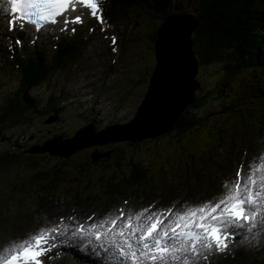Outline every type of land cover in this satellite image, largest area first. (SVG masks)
Masks as SVG:
<instances>
[{
  "label": "snow or ice",
  "instance_id": "6c2138e0",
  "mask_svg": "<svg viewBox=\"0 0 264 264\" xmlns=\"http://www.w3.org/2000/svg\"><path fill=\"white\" fill-rule=\"evenodd\" d=\"M76 2L77 0H7L11 13L19 14L16 20L31 23L37 30L44 24L57 23L56 18L63 16L69 7L75 11ZM78 2L89 8L93 16H97L99 0H78ZM75 20L82 22L80 16ZM68 22L65 20L66 24ZM9 23L13 24V21ZM20 27L23 28L24 24H20ZM113 43H115L114 37ZM257 174H264V157L261 158L260 163L249 167L246 176L238 170L236 178L225 183L224 191L218 200L188 206L181 211L167 209L153 212L144 209L135 214V220L140 223L133 225V217L128 216L118 234L123 237L125 230L130 229L128 235L136 238L135 234L140 233L137 238V251H132L131 255L146 257L154 262L164 261L170 251L190 252L195 256L205 251L208 254L212 251L224 252L228 248L227 241L232 229H243L247 225L248 231H252L258 227V201L264 200V175H261L258 181L255 178ZM258 183L259 189H256ZM145 213L148 214L145 216ZM123 216L124 213L121 212V217ZM107 222L92 224L88 228L81 224L72 235L94 236L96 241H101L108 235V231L112 230H100ZM110 223L114 227L117 219H112ZM259 223L264 224V220ZM55 231V228L41 229L18 242H12L10 247L0 248V264H43L41 257L50 251L45 247L49 241V232ZM167 241H174L175 244L169 245ZM139 245H142L145 251H139ZM149 253L152 255L149 256Z\"/></svg>",
  "mask_w": 264,
  "mask_h": 264
},
{
  "label": "rangeland",
  "instance_id": "374dc122",
  "mask_svg": "<svg viewBox=\"0 0 264 264\" xmlns=\"http://www.w3.org/2000/svg\"><path fill=\"white\" fill-rule=\"evenodd\" d=\"M253 1H256V0H253ZM173 2L184 3L185 8L187 9L188 6H193L197 1L196 0H172V4H173ZM251 2H252V0L250 1V4H251ZM200 4L201 3H199V9L198 10L195 9L194 10L195 12H191V14L194 16L191 19H189L190 21L188 20L189 24L191 26H195V24H198V22L201 20L203 14H204L203 13V7H201ZM245 6H246V11L244 14H242L243 17L241 16V20L243 21L245 28H246L245 38H246V40H250L252 37L250 30L252 29V21L253 20L249 21L250 18L248 17V13L251 12V9H250V7H248L247 3L245 4ZM172 8L174 9L175 6ZM162 10L165 12L166 8H164ZM175 10H182V9L177 8ZM168 12H169V9H167V11L165 13H168ZM187 13L189 14L190 12H187ZM175 18L179 19V21L177 23H175L174 17H171V16H167V17L164 16L163 17L164 21L171 19V27L174 28L173 30H171L172 32H169L168 36H170V38L168 39V41L166 40L168 37L165 38V42H167V45H165L164 48H162L160 43L157 45L158 37H156L155 41H152V40H151V42H150V40L145 41L144 49H143V51H140L138 53V57L136 55H134L132 52L129 53L128 55H125V56L122 55L119 57L123 61L125 68L130 69V73H131L130 78H131L132 84L136 81V76H138L139 73H141L142 71H144L147 75L145 76L144 82L141 84V87L138 90H135V91L132 90L131 91L134 94V97L132 98V100L126 99L128 94L124 95L122 100H120V104H118V106L115 108L109 102L104 104V106L99 105V104H97L96 106L94 104H89V105H86L87 111L80 114V113H78V111L77 112L71 111L69 108H67L65 106L64 102L59 101L57 103H54V113H51L53 111V109H52L50 112H46V114L42 115L43 112H42L41 108L36 107L37 103H34V105L33 104L26 105V104H28L27 99H29V100L31 99L29 97L30 89L27 86L23 87L22 91L19 94L11 96V98L8 99V96L6 93L8 92L7 90H11V87H8L6 89H2L6 85L3 84L5 81L4 78L3 79L1 78L0 79V90H3V92H0V106L9 105L11 108L17 107L18 108L17 111H23L22 113H28L29 111H34V113H31V115L34 114V115H32L31 119L34 120V123H36V125H38V129L33 133H31V130H21L19 132H16V136L9 133L10 140L15 142V143H18L20 145H25L26 148H28V150H29L30 146L32 147V143H34L32 148H38L40 145V143H38V142H40L43 139H44V142L49 141V140H56L58 138H60L61 140H72L76 137L75 131L78 129V127L80 125V123L77 124V122H81V120L87 121L86 117H81V116L82 115H86V116L91 115L90 111L92 109L93 110L95 109V113L111 112L110 115L107 116V117H109V120H110L109 122L121 124V126L116 128V129H117V131H122V129H124L128 123L132 122V120L135 117V114L137 113V110L140 108L141 105H142L141 107H143L144 103L147 101V100H145L147 97H150L152 95H157L159 97V98H157V101L150 100V103H152L154 106H156L155 104L160 103V101H161L160 99H163L162 101L169 102V96L168 95L166 97L165 95L159 94L156 92V87L158 88V86H156L155 83L151 84V82H150V71H148L149 66L147 64H145L143 62V60H141L140 58H142V56H144V58H147V56L152 51L151 44L153 43L155 45L156 56H157V49H159V50H162V53L164 51L163 58L166 57V53H167V60L168 61H171L172 59L173 60L176 59L175 58L176 53L182 52V51L181 50L172 51L171 49L173 48L175 42L178 41L179 38L181 37L179 32L176 30V26L185 17H182V19H180V17H175ZM233 18L238 20V15L236 14ZM151 21L154 22V23L151 22V23H153V26L151 28L152 32H153L155 30V25L157 24V19L152 18ZM158 22L160 23V20ZM254 23L258 24L257 19H255ZM230 24H232V23H230ZM222 30H224V29H222ZM232 30H234V29L233 28L225 29V33L228 32L229 37H230V35L234 34V32ZM146 31H147V28H145V26H142V41H141L140 46H139L140 49L142 48V44L144 41V36H145ZM189 31L191 32L192 30H189ZM79 34H82L83 36L85 35V38H86V34L84 31L80 32ZM173 35H174V37H173ZM43 37H47V36H43ZM51 37L53 38L54 35ZM172 37H173V41H172V43H170ZM136 40H138V39H136ZM0 42L2 43V46H9V43L6 40L5 41L2 40ZM149 42H150V44H149ZM5 43H7V44H5ZM24 43L26 44L27 42L24 41ZM193 43H194V40L191 43V48H190L191 52H194V48H193L194 44ZM246 43H247V41H246ZM145 45H147V46H145ZM149 45H150V47H149ZM231 45H229V47ZM12 46H14V45L12 44ZM223 47H226V46H223ZM31 51L32 50H30L29 53H31ZM85 52H87V51H85ZM85 52L83 51L82 53H85ZM189 56H190V53H189ZM214 57L215 56H211V58H212L211 60L197 61L193 64L192 74L194 72H195V74H194V76L191 75L192 76L190 78L191 85L194 84V82H198L200 84V88L198 91L196 90V85H194L191 88L190 93L186 98L188 105L190 104V102H192V98H194L195 96L201 95L203 93L202 91H207L209 94H211L213 92L212 85L214 84V82H218L219 80H223V78L217 79V80L214 79L213 75H214L216 65H209V67L207 66L209 62L219 60L218 57H216V58H214ZM79 59H80V57L78 58V60ZM78 60H75V62ZM29 61H33V57H31V59L29 58ZM161 62H163V61H161ZM166 62L167 61H165L164 63H166ZM157 63H158V60H157ZM198 65H201V66H198ZM75 66H77V65H75ZM34 69L36 71H38L39 69L45 71L44 70L45 68L42 66H39V64L34 65ZM73 75H75V72L73 73ZM53 77H54L53 75L48 74L49 79H52ZM10 79L14 83V80L11 77H10ZM16 79H18V78H15V80ZM1 80H2V82H1ZM23 80H24V78H21V82ZM162 85H163V83H162ZM163 86H165V85H163ZM150 87H151V90L153 89V92L151 93V95L148 94L150 91ZM146 88H148V89H147L146 95L144 96ZM70 89H76V90L80 91V88L77 86L70 87L69 90ZM139 91H141V94H142L141 96H139V95L137 96V93ZM248 93H249V91H248ZM123 94H125V93H123ZM169 94L171 96V100H175V97L172 95V93H169ZM249 94H251V93H249ZM85 96H82V101H84L87 98V94ZM115 97H117V95ZM4 99H7V100H4ZM1 100H3V101H1ZM47 100H50V98H47ZM69 100H72V99H70V97H69ZM50 101H53V100H50ZM36 102L40 103V105L43 107L45 104L49 103V102L47 103V102H42V101L39 102L38 100H36ZM170 103H172V101ZM81 104H82L81 105L82 107H85L83 105V103H81ZM0 111H1V109H0ZM176 111H178V112H176L178 114V116L185 115L188 112V110L186 111V110H183L180 108H178V110H176ZM216 111H217V109H213V111H210V112H216ZM210 112L207 111L206 114H208ZM118 113H119V115H118ZM173 114H174V111H172V114H170V115H173ZM196 114H198V113L196 112ZM48 115H52V116L48 118L47 117ZM42 117H44V118H42ZM93 117H96V119L94 121V123H95L94 125H95L96 129L110 127L111 124L110 123L108 124V122H107L108 120H106V117H102V116L98 117V116H94V115H93ZM202 124L204 125V121H202ZM173 130H174V128H171V129L167 128L166 130L162 131L161 134L162 133L167 134V133L171 132L170 134L172 136H174L175 134H174ZM204 131H207V128H204ZM25 134H26V136H24V138H21V140L18 139V135H25ZM60 134H62L63 138L61 136H58ZM138 135H140L142 138L141 139H137V138L136 139H128L130 137L114 135L113 138H115V137L117 138L115 141H107V142H104L101 144H97L98 142H96L95 144L93 142H89L90 145L85 146L83 148H78L79 146H76V148H78V149L71 152L70 156L80 155V156H84V158H87L88 163L86 165V168L83 171H87L88 174L93 173L96 176V170H103L104 166H102L100 168L94 167V166H96L97 164H101L100 163L101 158H105L108 156V153H105L108 148H112L114 146L113 144H116V143L118 145H119V143H121L124 146H129L130 144H132V148L134 147L133 149L135 151L140 150V153H139V155L141 154L140 157L146 156L149 158V163H151L153 161V158H151V156H153V155L155 156L156 154L161 153L160 158L162 161L159 163L155 162V166L161 167V168H159L160 170L158 172V173H160L163 171L162 164L165 161H167V159H169V156L172 154V152L175 149H176V151H181L182 147H184L187 144L186 142H189V143L191 142L190 137H187L183 140H181V138L178 137L180 139V141L178 139H173L174 144H172L170 142V138H168V136H170V135L164 136L165 140L162 139L159 141H152L154 138L158 137L160 135V133L159 134H154V133H150V132L146 133L145 131L140 132V134H138ZM146 136H149V137L147 138ZM166 138H168V139H166ZM104 139H107L106 135H104L103 139H100V141H102ZM82 141H83V139H82ZM86 142H88V141H86ZM1 143H3V142H0V144ZM91 143H93V144H91ZM180 145H181V147H180ZM51 149H53V148H51ZM2 152H3V148L0 146V153H2ZM102 153H105L106 155H101ZM58 156L59 155H56V156L54 155L55 158H62V157H58ZM70 156H68V157H70ZM50 157H53V156H50ZM63 158H65V157H63ZM52 163H55V161L47 160V163H45L44 165H48V164H52ZM107 173H109V171H107V168H106L103 171V174L101 175L103 179H106L108 177ZM83 175H86V173H81V174L76 173L75 176H73L71 174V177L68 179L67 182H69V184H72L73 187L81 186L83 183H81L78 179ZM20 180H23V176H15L14 177V183L18 182L20 185V188H21L22 182L20 183ZM60 183H64L63 179H61ZM124 184L125 183L123 181L119 182V186H124ZM88 185H90L93 188L96 187V185L94 184V179L91 181H88ZM99 186H104V184L102 182H99ZM17 190H20V189H17ZM62 200L60 199L58 201V205L54 206L51 209L52 213L58 212V211L63 210L67 207V204H68L67 197L65 196ZM112 202H114V200L110 199L107 203H108V205H110V204H112Z\"/></svg>",
  "mask_w": 264,
  "mask_h": 264
},
{
  "label": "trees",
  "instance_id": "16d2710c",
  "mask_svg": "<svg viewBox=\"0 0 264 264\" xmlns=\"http://www.w3.org/2000/svg\"><path fill=\"white\" fill-rule=\"evenodd\" d=\"M193 5L192 11L195 9H199V0ZM200 6L203 7V16L201 20L198 22L196 30H194V54L197 58H201L204 61L211 60V56L217 57L218 50L223 46H229L231 44H236L239 48H242L246 44V38L244 33V23L241 20L242 14L246 11L245 4L248 2L247 0H200ZM154 4L151 7L152 13L154 14V19H158L160 16L168 15L172 12L170 6L172 4V0H153ZM174 3V2H173ZM175 5H178L175 3ZM169 9L168 13H165L162 9ZM238 15V20L233 18L235 15ZM140 16V15H138ZM162 17V18H163ZM243 17V16H242ZM257 18V17H256ZM143 20L147 21L146 17H143ZM232 23V24H230ZM230 24V25H229ZM161 24L156 25L155 31L152 35L151 40L155 41L157 36V32ZM234 32L233 35H230L228 32L225 33V29H230ZM224 29V30H222ZM254 29V28H253ZM153 43L151 44V47ZM150 47V45H149ZM153 52V47H152ZM152 56V54H149ZM146 59V58H145ZM148 66L150 62L147 63ZM154 67V64H153ZM151 67V69L153 68ZM150 71V68L148 69ZM147 71V72H148ZM43 75V73H41ZM25 79L22 81V88L28 87L33 84V74L29 70L25 73ZM22 90V89H21ZM28 105V104H26ZM1 109V108H0ZM54 113V102L49 101L48 104H45L44 107L41 108L43 114L46 112ZM23 111L13 110L9 105L3 107L0 111V146L3 148V152L0 153V171H11L14 169H24V170H35L37 174H42L45 179L50 177L53 179L52 183L60 182L61 179L65 180L71 176L70 172L80 173L86 168L87 158L78 157V156H70L68 158H56L59 160L55 163L44 165L46 157L50 159L49 154H40L37 152L36 154H32L31 152L26 154V146L20 145L10 140L9 133L16 136V132H19V127H24V129L35 130L37 127L32 126L29 120V116H32L31 113L34 111H29L28 113H22ZM93 115H90V118ZM82 122V121H81ZM93 118L89 119L88 123H92ZM191 118L186 115H181L177 118L175 123L173 124V132L175 135H180L183 131L188 128L190 125ZM86 123V124H88ZM171 133V132H170ZM170 133L164 134L160 133V135L154 138L152 141L165 140L164 136H172ZM27 134V133H26ZM25 134V135H26ZM21 136V137H20ZM62 136V134L58 135ZM169 137V136H168ZM24 138V135H18V139L21 140ZM33 147V146H32ZM29 147V150L32 149ZM40 147V146H39ZM134 148V147H133ZM132 148V144L129 146H124L121 143L119 145L116 143L112 148H108L105 153H108V156L105 158H101L100 163L94 167H102L107 168L109 174L113 176H108V180L114 178H123L127 179L123 181L125 184L129 180L141 181L142 178H145L148 174L145 172V168L143 166V162L138 160L137 150L135 151ZM102 153L101 155H106ZM43 166V167H42ZM46 168V170H45ZM40 169V170H39ZM70 171V172H69ZM115 173H120L115 175ZM148 178V177H146ZM49 180V179H48ZM23 180H20V183ZM22 190V186L20 188Z\"/></svg>",
  "mask_w": 264,
  "mask_h": 264
},
{
  "label": "water",
  "instance_id": "95a60500",
  "mask_svg": "<svg viewBox=\"0 0 264 264\" xmlns=\"http://www.w3.org/2000/svg\"><path fill=\"white\" fill-rule=\"evenodd\" d=\"M171 17H174L175 23H177L179 21V19L175 18V16H171ZM163 28L167 31V33L169 35V32L174 29V28L171 27V19H168V20H166L164 22ZM191 29H192V27L190 26L188 20L183 21L182 23H179L176 26V30L179 32L181 37L179 38L178 41L175 42L173 48L171 49L172 51H176V50H181L182 51V52H177L176 53V57H175L176 59L175 60L172 59L171 62L174 63L175 65H177L178 67H180L181 69H183L184 73H187L188 67L190 65V78L192 76H194V74H195V72L192 74V72H193V61H192L193 56H192V52L190 51L191 41L189 40V35H190V31L189 30H191ZM173 37H174V35H173ZM173 37H172L170 43H172ZM165 38L166 37L160 36V34H158V40H157L158 43H157V45L160 43L162 48H164ZM163 53H164V51H163ZM163 53H162V50L157 49L156 59L158 60V63L162 61ZM189 53H190V56H189ZM166 55H167V53H166ZM185 56H187V58H185ZM166 58H167V56H166ZM157 84L158 83H156V86H157ZM152 92H153V89L151 90V88H150V91H149L148 94L151 95ZM176 98H175V101H176ZM179 99H180V96L178 95V100ZM158 104L159 103H157L155 105L157 106ZM152 108L153 109L151 110L150 113L151 114L154 113V115L158 116V120L160 119L159 121L161 122V126H162L160 128L155 127L154 121L152 119L150 121L148 120L153 128H157V130L162 132V131L167 129L166 126H168V125L171 126L172 125V122L174 121V118H175L173 115H170V114H172V110H168V111L159 110V112H162V114H165L167 116V119H163L160 115H158L154 111V107H152ZM148 109H149V107H148ZM136 124L142 126L143 128H145L150 133H154V134L160 133L159 131H156V130L152 131V130L146 128L147 124L142 122V121H140L138 116H136L135 119L130 124H128L124 129H122V131H117V129H116V128L120 127V126H114V127L108 128L105 131H103L102 133H100V135L102 137L101 139H103L104 135L107 136V139H104L102 141H100L99 138L95 137L97 134L95 135V134L92 133V130H91L92 128H86V129H89V131H86L85 133H84L85 130H82V131L78 132L77 134H79V135L76 134V137L74 139H72V140H61L60 138H58L56 140H53V141L47 143L45 148L41 149V151H48L52 156L59 155V157L67 158L68 156L71 155L70 153L73 152L74 150H76L78 148H83L85 146L90 145L89 142H93L94 144L96 142H98L97 144H101V143H104V142H107V141H115L117 138L116 137L113 138L114 135L130 137L128 139H133L134 135H138V134H140V132H142V129H139V128L135 127ZM89 127H91V126H89ZM138 136H140V135H138ZM146 137H149V136H146ZM81 138L83 139V141H81L79 143ZM75 140H77V141L72 143ZM85 141H88V142L85 143ZM54 143H56V144H54ZM93 143H91V144H93ZM47 146H51L53 148L52 149L53 151L47 150ZM76 146H79V147L76 148Z\"/></svg>",
  "mask_w": 264,
  "mask_h": 264
},
{
  "label": "bare ground",
  "instance_id": "6f19581e",
  "mask_svg": "<svg viewBox=\"0 0 264 264\" xmlns=\"http://www.w3.org/2000/svg\"><path fill=\"white\" fill-rule=\"evenodd\" d=\"M188 19H190V18H188ZM163 25L164 24L161 23V26L159 27L157 34H160V36H163V37H168L166 39L168 41V39L170 38V36H168V33L163 28ZM62 43L64 44V40L62 41ZM165 45H167V42L164 43V47H165ZM152 47H153V52L151 51V53H150V54H152V56L151 55H148L146 59L145 58L143 59V62L145 64H147L148 62H150V65H149V68H150V82H151V84L152 83H155V84L158 83L157 84L158 88L156 87V92L159 93V94H163L166 97L168 95L169 96V102H165V101H162L163 99H160L161 100L160 103L155 107L152 103H150V100L157 101V98H159V97L157 95H152L151 97H147L145 99L147 101L144 103L143 107H141L142 106L141 105L140 108L137 110L136 116H138V118H139L140 121H142V122H144V123L147 124L146 125V128H148V129H150L152 131H155V130L156 131H159V130H157V128H153L151 126V124L149 123V121L152 119L154 121V123H155V127H158V128L162 127L161 126V122L159 121L160 119L158 120V116L157 115H154V113L153 114L150 113L151 110L153 109L152 107H154V111L158 115H160L163 119H167V116L165 114H162V112H159V110H161V111H168V110L174 111V110H178V108H182L185 105L184 100H182V98H180L178 100V95L182 97L183 91L185 89H187L188 87L191 86V81H190V78H189L190 77V65L188 67L187 73H184V70L183 69H181L180 67H178L177 65H175L171 61H168L166 57H164L162 59L163 62H159L157 64V61H156V59L154 57V55H155V45L153 44ZM84 51H87L86 45H84ZM82 54H85V53H82ZM185 58H187V56H185ZM165 61H167V62L164 63ZM153 64H154V67H153ZM49 66L50 65H47V66H45V68L48 69ZM151 67H153V68L151 69ZM248 68H249V66H248ZM1 82H2V80H1ZM161 82L165 86H163ZM44 84L45 85H48V82H46ZM44 91L46 93H52L51 92V89L46 88V87H44ZM248 91H249V93L253 94L252 91L250 90V88L248 89ZM263 92H264V90H263ZM169 93H172V95L175 98L177 97L176 98V101L175 100H171V96H170ZM171 101H172V103H170ZM148 107H149V109H148ZM92 112L95 113V109L94 110L92 109ZM92 118H93V121H95L96 117H92ZM135 127L136 128H139V129H142V131L144 130L146 133H149L145 128H143L142 126H140L138 124H136ZM77 135H79V134H77ZM95 137H97L99 139L102 138L100 134H97ZM136 138L141 139L140 136L134 135L133 139H136ZM76 141L77 140L73 141L72 143H74ZM81 141H82V138L80 139L79 143ZM85 143H86V141H85ZM54 144H56V143H54ZM51 148H52L51 146H47V150L53 151ZM116 196L117 195L109 196L110 199L114 200V202H112V204H110V206H115L117 204V198H116ZM27 197L29 198L28 195H27ZM30 201H31V198H30ZM107 204L108 203H106L105 205H107ZM32 206H35V204H32ZM110 206H106V207H110ZM40 213L42 214V216H44V214H43L42 211H40ZM229 238H231V237H229ZM257 262L260 263L261 262L260 259H258Z\"/></svg>",
  "mask_w": 264,
  "mask_h": 264
}]
</instances>
